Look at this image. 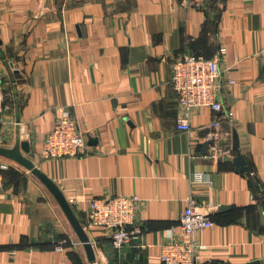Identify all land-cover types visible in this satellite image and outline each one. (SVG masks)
Here are the masks:
<instances>
[{"label":"crops","instance_id":"crops-1","mask_svg":"<svg viewBox=\"0 0 264 264\" xmlns=\"http://www.w3.org/2000/svg\"><path fill=\"white\" fill-rule=\"evenodd\" d=\"M190 1L0 0L1 146L53 181L75 219L41 181L0 157V264H161L166 231L184 240L189 199L213 222L194 237L205 248L199 264H264V0ZM183 54L217 59L222 73V112L198 109L189 133L175 128L181 110L169 84ZM61 110L88 151L46 160L42 140ZM217 116L239 169L206 157L205 126ZM198 175L209 184L192 183ZM116 196L140 200L142 233L115 250L101 231H84L90 252L76 231L88 201Z\"/></svg>","mask_w":264,"mask_h":264},{"label":"built area","instance_id":"built-area-1","mask_svg":"<svg viewBox=\"0 0 264 264\" xmlns=\"http://www.w3.org/2000/svg\"><path fill=\"white\" fill-rule=\"evenodd\" d=\"M42 1V0H39ZM200 0H191L197 4ZM188 4V0H182ZM221 53L223 51L221 50ZM217 59L196 57L183 54L171 65L169 84L173 88L177 105L181 112L176 118L175 128L179 132L191 131V118L201 108L221 113L218 97V80L221 75ZM233 84L234 81H230ZM7 110L2 87L0 85V146L4 143L1 131L2 117ZM221 118L217 116L206 126L210 135L206 157L218 162L232 159L230 148H226L223 138L227 133L220 131ZM86 139L77 121L66 110H61L51 129L42 140V157L46 160L77 158L87 153ZM5 169L3 166L1 168ZM0 174V192L2 191ZM192 183H208L199 175ZM140 200L136 196H116L92 199L88 201L84 231L99 230L109 240L112 248L122 249L136 240L142 233L136 223V213ZM264 207V205H263ZM213 222L207 213L200 210L194 200L189 199L179 219V231L184 240H171L173 228L166 231L167 241L161 245L159 260L161 264H199L204 247L195 243L194 237L205 229H210ZM65 240L54 242L55 250L63 252ZM210 260V258H208ZM208 260V261H209Z\"/></svg>","mask_w":264,"mask_h":264},{"label":"water","instance_id":"water-1","mask_svg":"<svg viewBox=\"0 0 264 264\" xmlns=\"http://www.w3.org/2000/svg\"><path fill=\"white\" fill-rule=\"evenodd\" d=\"M232 142H233V151L236 152L237 147V140L235 135H232ZM22 148L25 152H28V146L22 145ZM235 154V153H234ZM0 157H4L10 160H13L14 162L20 164L30 175L36 177L39 181H41L44 186L49 190L51 195L55 197L54 199L57 201L58 205L63 210L64 214H66V217L71 223H75V219L73 218L72 212L70 208L67 206V204L64 202V200L61 197V194L57 188V185L53 183V181L49 180L45 176L40 175L39 170L28 160L23 158L21 155L18 154L16 148L8 149L6 147L0 146ZM235 168L239 169L240 166H242V161L239 160L238 155H234L232 158ZM77 234L80 236L81 242L83 243L84 247H87V249L91 252L92 251V244L88 240V238L85 236L84 230L82 226L76 227ZM88 262L90 264H94V259L89 258Z\"/></svg>","mask_w":264,"mask_h":264},{"label":"trees","instance_id":"trees-1","mask_svg":"<svg viewBox=\"0 0 264 264\" xmlns=\"http://www.w3.org/2000/svg\"><path fill=\"white\" fill-rule=\"evenodd\" d=\"M190 56H191V55H190ZM193 56H196V55H193ZM196 57H200V56H196ZM207 59H208V58H207ZM4 172H5L4 170H1V169H0V174L2 175V178H3V174H4Z\"/></svg>","mask_w":264,"mask_h":264}]
</instances>
